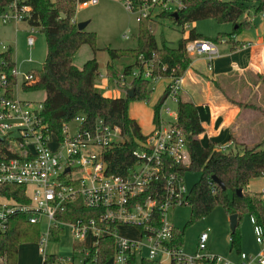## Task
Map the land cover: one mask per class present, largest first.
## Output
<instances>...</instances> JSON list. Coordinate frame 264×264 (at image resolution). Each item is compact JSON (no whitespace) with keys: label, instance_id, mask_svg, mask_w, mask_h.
<instances>
[{"label":"built area","instance_id":"built-area-1","mask_svg":"<svg viewBox=\"0 0 264 264\" xmlns=\"http://www.w3.org/2000/svg\"><path fill=\"white\" fill-rule=\"evenodd\" d=\"M115 1L134 16L136 23L159 11L172 13L182 7L180 0ZM97 2L76 0L79 5ZM30 11L28 4L11 0L0 12V25L27 23ZM29 31H33V27ZM32 44L33 37L27 35L28 49ZM184 51L189 58L204 56L211 59L217 55L216 44L209 39H187ZM165 69L161 67V71ZM16 73L15 68L11 69V75L16 76ZM131 77L147 79L151 84L165 78L167 84L162 102H159L161 97L158 99L157 123L145 136L142 135V139H135L137 145L131 151L133 162L124 175L109 173L105 159L111 148L129 140L119 126L108 125L99 117L86 121L83 115H76L68 121L74 123V130L70 133L68 122H65L56 135L38 119L40 105L14 96L6 98L0 91V136H9L7 150L13 155L0 158V185L25 186L26 199L20 202L0 194V234L7 230L9 219L15 214L22 215L28 223L39 224L36 242L41 261L47 255L51 231L66 228L82 247L98 237L111 236L112 264H128L130 256L145 257L154 264H264V235L253 218H249V222L254 242L261 249L256 253L240 250L236 260L205 250L208 230L199 233L194 252H185L182 246L173 245L174 226L168 219V210L183 205L188 193L183 185L182 168L188 165L189 154L183 133L176 124V108L171 109L168 102L176 105L182 75H175L173 68L164 77L153 74L151 60H147L141 61V68L131 71ZM22 78L23 81L33 79L31 73ZM119 78L124 77L121 74ZM102 80L108 82L105 73L98 72L96 88L101 87ZM4 83L5 77L0 74V86ZM106 86L103 84L104 88ZM230 145L228 142L215 148L227 152ZM261 178L264 181V175ZM28 186H32L29 194ZM75 202L86 208L99 209L98 216L59 219L67 206ZM119 226L133 227L138 236H120ZM73 251L79 253V249L73 248ZM73 260V257L63 260L56 256L54 264H72ZM0 264H5L2 257Z\"/></svg>","mask_w":264,"mask_h":264},{"label":"trees","instance_id":"trees-1","mask_svg":"<svg viewBox=\"0 0 264 264\" xmlns=\"http://www.w3.org/2000/svg\"><path fill=\"white\" fill-rule=\"evenodd\" d=\"M11 0H0L2 12ZM30 6L29 26L36 27L43 34L45 53L39 69H33L31 81H22L23 91H42L44 94L38 119L53 133L59 135L63 123L76 115H83L86 121L95 117L101 118L108 125H117L128 137V141L119 144L108 152V172L124 175L126 168L133 162L131 151L136 147L135 139H142L140 128L136 121L128 116V104L131 101L147 102L152 92L151 83L147 79L131 77V71L141 68V61L151 60L152 73L161 77L167 75L173 68L175 75H182L190 59L184 51V43L191 39H209L216 43L219 39L229 38L238 32L249 28L246 20L240 16L251 9L254 13L264 12V0H256L253 6L244 0H180L182 7L176 16L170 12L159 11L153 17L143 18L137 23L135 46L133 48H105L109 61L105 64L108 82L116 78L117 70L109 63L113 59L129 57L131 64L121 67L122 76L128 80L132 88L129 98L124 92L123 97L103 96L95 87L98 64L94 56L85 60L80 67L72 63V58L82 45H87L92 53L95 52V33L93 31L77 30L73 20L76 10V0H18ZM153 19H168L176 27L183 30V26L203 19H214L216 23H231L232 29L228 33H218L208 38L196 33L193 28L187 31L185 38L180 37L175 45H169L161 40L157 45L151 23ZM161 67H166L161 71ZM15 68L12 49L10 46L0 51V74L5 77V83L0 86L6 98L13 97L15 76L10 74ZM264 89V84H261ZM165 93V91H164ZM160 106L157 101L152 110L151 124L157 123L156 110ZM176 124L181 129L185 146L189 154V163L182 168L184 171L197 172L198 179L192 184L184 198L183 205L189 208L188 221L183 226L191 224L210 213L215 206H220L225 215L236 214L235 229L228 233L229 250L240 251L239 223L244 216L253 218L255 224L261 227L264 235V192H249L245 189L250 179L264 175V138L251 146H245L241 152H221L216 145L208 141L202 144L198 135L202 132L196 108L188 99L178 96L176 105ZM9 136H0V158L12 157L7 148ZM211 176L218 178L224 185L221 189L211 181ZM240 193L237 195L236 190ZM25 186L0 185V194L12 196L20 202H25ZM99 209L83 207L79 202L67 206L64 213L58 216L62 220L76 218H96ZM183 229L173 227L172 243L182 246ZM39 224L28 223L22 215H13L8 222L7 230L0 234V257L5 264H16L17 248L23 242H36L39 236ZM62 229L52 230L49 241H57ZM94 242V243H93ZM171 243V244H172ZM79 249L78 264H104L113 253V240L105 235L91 241L82 247L79 243L73 246ZM75 255H77L75 253ZM73 254V258L75 257ZM55 254H47L41 264H54ZM128 264H154L145 257L130 256Z\"/></svg>","mask_w":264,"mask_h":264},{"label":"rangeland","instance_id":"rangeland-1","mask_svg":"<svg viewBox=\"0 0 264 264\" xmlns=\"http://www.w3.org/2000/svg\"><path fill=\"white\" fill-rule=\"evenodd\" d=\"M248 5H255L256 0H244ZM73 20L76 23L86 21V31H93L95 33V46L94 53L91 52L87 45H82L74 54L75 57L72 63L80 67L82 63L94 56L100 73L104 72L105 64L109 61L105 52V48H133L135 46V35L137 31V23L134 16L128 13L124 7L115 0H98L94 5H76L75 15ZM191 23L187 24L188 27ZM224 24L216 23L214 19H203L193 22V28L196 33L203 37H214L216 34L224 31ZM4 29H0V51L8 46L12 49L13 60L15 62L16 83L13 87V96L31 102L34 105H40L43 100L42 91L26 92L20 87L23 81L22 76L30 73V70L39 69L43 61L45 53V43L43 34L38 31L36 27L29 26L25 22H20L17 25H8ZM33 27V31H29ZM151 30L153 32L155 41L159 45L161 40L166 41L169 45H175L177 39L186 34L188 29L185 28L181 31L168 19H153L151 23ZM231 31V30H230ZM126 34V37H123ZM31 35L33 37V44L28 49L26 45V37ZM30 58V61H28ZM112 64L117 67L116 78L110 84V87L105 92L109 97H123V90L128 86V80L119 78L121 75V67L125 64H131L132 59L129 57H121L113 59ZM120 66V68H119ZM106 75V73H105ZM107 77V75H106ZM108 79V77H107ZM98 82L95 81V87ZM154 83V82H153ZM153 83L151 88L153 91L149 94L148 101H131L128 104L129 113L135 115V120L142 127V135L145 136L149 131L147 130L148 118L152 111L150 104L152 95L155 92ZM121 88L122 91H117L113 88ZM101 93V92H100ZM171 109L175 108L172 103L168 102ZM257 111V110H256ZM259 112V111H258ZM74 130V123L68 122V131L71 133ZM242 147L237 148V152H241ZM197 172L184 171L183 185L189 191L192 184L198 179ZM264 181L258 180V183ZM254 191L263 192L264 186H253ZM32 186L27 187V193L31 192ZM189 208L187 205H181L168 210V219L170 223L178 229H183V226L188 221ZM203 230H208V238L205 243V250L211 253L226 256L231 260L235 258V251L228 250V219L220 206H215L208 215L191 223L187 224L183 229L182 234V249L185 252H194L195 243L199 233ZM118 234L124 237H137V231L130 226H119ZM240 233V250L245 253H256L261 248L254 242L249 217L244 216L239 223ZM68 230L65 228L57 241H48L45 253L55 254L61 259L70 258L75 255L73 246L76 245ZM80 244V243H79ZM81 245V244H80ZM41 256L38 252L37 242H23L17 248V262L16 264H41ZM80 255L77 254L72 261V264H78ZM104 264H112L109 259Z\"/></svg>","mask_w":264,"mask_h":264},{"label":"crops","instance_id":"crops-1","mask_svg":"<svg viewBox=\"0 0 264 264\" xmlns=\"http://www.w3.org/2000/svg\"><path fill=\"white\" fill-rule=\"evenodd\" d=\"M239 19L248 21L249 28L227 39H219L215 43L217 55L211 59L204 56L190 57L179 84V96L188 99L196 108L203 129L198 135L200 142L205 144L211 141L215 145L231 142L228 149L233 152H237L238 147L243 149L264 138V89L261 88V84H264V12L254 13L250 9ZM5 27L9 26L0 25V29ZM185 27L189 30L193 28V23ZM231 29L232 24L226 23L224 31L220 33H228ZM186 36L187 33L181 37ZM115 69L119 70L117 67ZM104 73L105 69L101 74ZM100 82L98 90L106 96L101 90L108 89L110 84L105 80ZM103 84L107 85L106 88ZM166 84L165 78L153 83L155 92L150 101L152 108L163 95ZM113 88L122 91L116 86ZM128 116L135 120V115L129 111ZM151 119L152 111L146 132L152 128ZM138 120L135 121L142 131ZM259 179L262 178L250 179L245 189L257 193L253 186H264L263 182L258 183Z\"/></svg>","mask_w":264,"mask_h":264},{"label":"water","instance_id":"water-1","mask_svg":"<svg viewBox=\"0 0 264 264\" xmlns=\"http://www.w3.org/2000/svg\"><path fill=\"white\" fill-rule=\"evenodd\" d=\"M171 16L175 17L176 16V12H172ZM86 24H87L86 21L76 23L77 30H83L85 28ZM132 91H133L132 88H128L126 90V92H125L126 96L130 98L132 96ZM162 100H163V97L160 98L159 102H162ZM211 181L214 182L216 185H218L221 189L225 188L223 183L218 178H216L215 176H211ZM236 193H237V195H239L240 190L237 189ZM227 219H228L229 231L232 232L235 229V226H236V223H237L236 214L235 213L229 214L227 216Z\"/></svg>","mask_w":264,"mask_h":264}]
</instances>
